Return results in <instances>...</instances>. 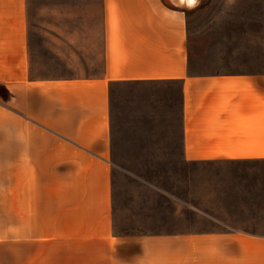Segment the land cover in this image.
<instances>
[{
  "label": "crops",
  "instance_id": "obj_1",
  "mask_svg": "<svg viewBox=\"0 0 264 264\" xmlns=\"http://www.w3.org/2000/svg\"><path fill=\"white\" fill-rule=\"evenodd\" d=\"M178 1L101 0L99 73L37 78L27 0H0V264H264V233H114L117 83L178 88L180 156L203 166L192 172L203 186L216 190V179L220 191L231 163L237 179L264 183V60L256 71H191ZM180 203L220 221L214 205Z\"/></svg>",
  "mask_w": 264,
  "mask_h": 264
},
{
  "label": "rangeland",
  "instance_id": "obj_2",
  "mask_svg": "<svg viewBox=\"0 0 264 264\" xmlns=\"http://www.w3.org/2000/svg\"><path fill=\"white\" fill-rule=\"evenodd\" d=\"M27 3L32 77L99 73L101 0ZM183 6L188 16L191 71H256L263 66L264 0H197ZM111 88L116 235L208 228L264 233L262 180L257 185L243 172L237 179L236 163L225 164L220 191L216 179L206 180L215 183L212 190V185L203 186L207 176L192 173L203 166L185 163L180 156L178 88L137 83H117ZM180 201L214 205L221 211L211 212L220 221L189 211Z\"/></svg>",
  "mask_w": 264,
  "mask_h": 264
},
{
  "label": "bare ground",
  "instance_id": "obj_3",
  "mask_svg": "<svg viewBox=\"0 0 264 264\" xmlns=\"http://www.w3.org/2000/svg\"><path fill=\"white\" fill-rule=\"evenodd\" d=\"M197 0H179L178 3L187 4V5H194Z\"/></svg>",
  "mask_w": 264,
  "mask_h": 264
}]
</instances>
